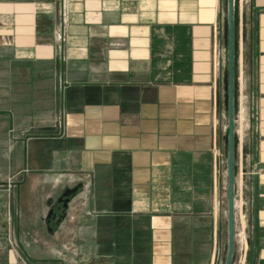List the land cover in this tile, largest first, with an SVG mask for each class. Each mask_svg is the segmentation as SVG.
Listing matches in <instances>:
<instances>
[{
  "label": "crops",
  "instance_id": "obj_1",
  "mask_svg": "<svg viewBox=\"0 0 264 264\" xmlns=\"http://www.w3.org/2000/svg\"><path fill=\"white\" fill-rule=\"evenodd\" d=\"M228 22L0 0V264H225ZM233 41L230 264H264V0H233Z\"/></svg>",
  "mask_w": 264,
  "mask_h": 264
},
{
  "label": "water",
  "instance_id": "obj_2",
  "mask_svg": "<svg viewBox=\"0 0 264 264\" xmlns=\"http://www.w3.org/2000/svg\"><path fill=\"white\" fill-rule=\"evenodd\" d=\"M229 33H228V121H229V160H230V187H229V247L225 264H230L232 254V144H233V0H229ZM74 190H66L60 199L65 206V197Z\"/></svg>",
  "mask_w": 264,
  "mask_h": 264
},
{
  "label": "rangeland",
  "instance_id": "obj_3",
  "mask_svg": "<svg viewBox=\"0 0 264 264\" xmlns=\"http://www.w3.org/2000/svg\"><path fill=\"white\" fill-rule=\"evenodd\" d=\"M233 51H234V41H233ZM233 64H234V60H233Z\"/></svg>",
  "mask_w": 264,
  "mask_h": 264
}]
</instances>
